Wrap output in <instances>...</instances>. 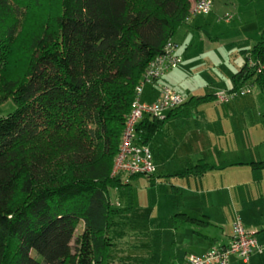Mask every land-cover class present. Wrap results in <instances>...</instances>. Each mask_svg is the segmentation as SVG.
<instances>
[{"label": "trees", "instance_id": "1", "mask_svg": "<svg viewBox=\"0 0 264 264\" xmlns=\"http://www.w3.org/2000/svg\"><path fill=\"white\" fill-rule=\"evenodd\" d=\"M189 6L0 0V105H15L0 116V264H105L119 211L109 189L143 175H111L135 87ZM243 59L230 90L253 83L264 95V34ZM164 118L143 116L135 143L147 145Z\"/></svg>", "mask_w": 264, "mask_h": 264}, {"label": "crops", "instance_id": "2", "mask_svg": "<svg viewBox=\"0 0 264 264\" xmlns=\"http://www.w3.org/2000/svg\"><path fill=\"white\" fill-rule=\"evenodd\" d=\"M217 2L219 3L218 0ZM227 2L234 5L233 11H229L230 8L227 7L223 9V13L229 12L232 15L231 20L225 21L219 17L220 15H211L208 20L200 21L201 15L191 16L186 23L177 28L171 38L176 43L174 40L182 28L192 33L196 29H201L209 20L214 23L223 22L226 28L236 19L238 29L241 30L236 46L242 63L236 66L235 72L229 73L227 87H220L222 81L215 83L216 78H210L209 82L202 80L195 86L189 85L186 51L177 50L176 52L182 56L181 66L173 68L174 70L170 69L160 79L145 84L140 96L142 101H153L159 95L160 87L168 85L186 98L181 106L165 112L161 127L147 143L156 170L151 178L146 175L145 177L149 182L157 183L163 188L168 184L169 192L165 194L178 201L177 207H170L171 211L164 216L165 220L171 219L170 225H164L167 226L164 230L167 231L169 239L159 237L160 233L155 239V245L159 248L162 243L167 253L160 255L159 249L157 253L154 251L153 255L157 260L167 264H182L188 254L201 255L217 243L228 244L232 226L229 233H223L218 240L198 228L213 225L211 216L218 210L224 216L231 214L232 218L239 214L242 221L245 216L246 221H243V224L246 230L253 235L258 244L264 246V153L255 154L234 149L231 142L227 144L224 140L223 143L224 136H214V131L211 134L207 133L209 126L213 129L212 125L216 120H220L222 113L231 112L233 105L218 102L214 97L215 92L219 90L218 88L235 87L232 77L244 63L243 51H249L264 34V0H223V4ZM220 7L222 6L215 10L220 12ZM249 7L261 19L255 22L253 29L245 21L244 11ZM251 30L254 31L250 32ZM183 43L186 44L185 40L181 41V44ZM203 96L209 98L196 101ZM212 103L223 104L226 108L219 109V113L216 107L210 106ZM207 107L213 109L212 114L207 113L209 109ZM200 163L209 166L204 173L181 175L185 170ZM139 176H133L129 184ZM223 205L228 206V210ZM229 264H264V249L261 252H253L247 261L233 256Z\"/></svg>", "mask_w": 264, "mask_h": 264}, {"label": "rangeland", "instance_id": "3", "mask_svg": "<svg viewBox=\"0 0 264 264\" xmlns=\"http://www.w3.org/2000/svg\"><path fill=\"white\" fill-rule=\"evenodd\" d=\"M218 1L219 3L214 0L213 4L212 0L211 13L204 14L205 16L201 15L199 17L200 21L208 20L211 15L223 17L225 15L223 9L227 7L230 8L229 11H233L232 6L234 5L231 2L223 4V0ZM218 6H222L220 12L224 15L215 10ZM244 12L246 23L253 29L255 22L261 20L258 17L259 15H256L251 7ZM226 14H229V12H226ZM223 24V22L214 23L209 20V22L203 24L201 29L189 33L182 28L176 36V40H174L177 43L176 51H186L187 64H189L188 69H186L189 72L187 82L189 85L195 86L202 80L209 82L210 78H216L215 83L222 81L220 87H227L229 73L231 71L235 72L236 66L241 65L242 57L236 46L241 31L238 29L237 20L234 19L230 27L225 28ZM182 40H185V45L184 43L181 44ZM181 51L180 54H182ZM179 56L182 58L181 55ZM223 81H226V83H223ZM249 88L250 90L246 94L238 95L228 103H224L228 106L233 104L231 105V112L222 113L220 120H216L214 123L215 127L212 125L213 129H211V126H209L207 133L211 134L214 131V136H224L222 137L223 143L224 140L227 144L231 142L234 149L260 154L264 153V116H262L264 114V95H262L256 84L252 83ZM225 105L212 103L210 106L216 107L219 111V109H225ZM207 108H209L207 113L212 114L213 109L211 107ZM14 109V103L8 100L0 105V116L7 115ZM124 181H127V179L124 178ZM161 187L157 183L149 182L145 175H140L138 178L131 180L129 185L109 189L111 206L119 209V211L113 214L111 225L108 228L112 245L105 256V264H167V262L157 260L153 255L154 251L157 253L159 249L160 255H166L167 253V249L163 248L162 243L159 248L155 245V239L158 233H160L159 237L169 239L167 231L164 230V227L167 226L164 225H170L171 219L165 220L164 216H167V213L171 211L170 207H177L178 201L174 197L170 198L165 194L169 192L167 189L169 188L168 184L164 185L162 190ZM258 191L260 192V189ZM225 205L223 206L228 210V206ZM232 220L231 214L224 216L218 210L211 216L213 225L198 228L218 240L223 236V233H229ZM243 221H246L245 216H243ZM159 226H162L161 229ZM216 245L220 244L217 243Z\"/></svg>", "mask_w": 264, "mask_h": 264}, {"label": "built area", "instance_id": "4", "mask_svg": "<svg viewBox=\"0 0 264 264\" xmlns=\"http://www.w3.org/2000/svg\"><path fill=\"white\" fill-rule=\"evenodd\" d=\"M212 0H193L190 2L188 19L195 15H204L210 12ZM225 21L232 18L231 14L221 17ZM181 63V57L176 53V44L168 40L162 51L155 56L144 69L139 82L135 87V96L128 113L119 145L111 170L112 176L121 174H155V164L151 150L147 145L135 143V127L143 116L164 118L167 110L174 109L185 102V96L170 86H161L157 98L153 101L140 99L143 87L147 83L160 79L165 72ZM249 60V64H252ZM251 84L240 86L234 90L219 89L215 92L218 102H228L238 95L246 94ZM264 246L257 243L253 235L248 232L239 214H235L232 221V232L228 244L213 245L201 255L188 254L182 264H229L231 257L247 261L253 252H261Z\"/></svg>", "mask_w": 264, "mask_h": 264}]
</instances>
